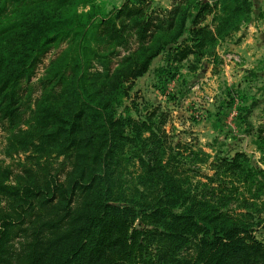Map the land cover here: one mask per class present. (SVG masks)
Listing matches in <instances>:
<instances>
[{
	"label": "trees",
	"instance_id": "trees-1",
	"mask_svg": "<svg viewBox=\"0 0 264 264\" xmlns=\"http://www.w3.org/2000/svg\"><path fill=\"white\" fill-rule=\"evenodd\" d=\"M149 1L105 10L98 0H0V121L22 123L25 106L16 151L69 159L63 179L48 164L25 182L0 178V264H264L245 219L207 198L224 197L218 174L244 166V154L210 162L208 182L186 187L179 171L198 154L179 160L169 146L164 158L166 118L156 108L116 117L113 106L156 56L172 66L210 55L250 1L173 0L168 10ZM32 4L20 25L11 21Z\"/></svg>",
	"mask_w": 264,
	"mask_h": 264
},
{
	"label": "rangeland",
	"instance_id": "rangeland-1",
	"mask_svg": "<svg viewBox=\"0 0 264 264\" xmlns=\"http://www.w3.org/2000/svg\"><path fill=\"white\" fill-rule=\"evenodd\" d=\"M98 1L104 3L105 10L124 2ZM249 1L251 7L246 20H236L235 29L207 49L212 52L210 55L205 54L198 60L189 56L172 66L167 64L165 54L156 56L148 70L129 84L127 96L116 100L113 106L116 117L143 118L156 108L157 117L166 118L163 126L167 135L164 158L169 146L178 153L179 160H184L190 153L198 154L191 158L193 164L187 165L190 166L189 172L182 167L183 171H179L185 178L186 187L188 184L199 190L201 183L208 182L205 176H212L214 172L210 162L244 154L246 161L239 158L244 166L235 172L218 174L223 185L227 186L224 197L207 193V198L220 203L224 201L222 210L234 218H244L255 238L264 242V0ZM149 2L154 9L168 10L173 0ZM36 8V4L22 11L16 8L10 14L11 21L20 25L23 14ZM208 22L210 17L206 20ZM64 47L65 44H61L50 49L36 69L32 84L42 77L50 59ZM125 54L122 51L114 59V68ZM37 94L34 93L32 98ZM22 110V123L13 127L5 120L0 121V178L10 172L6 182H25L37 174L39 166L48 164L51 171L63 179L69 172V159L54 155L45 158L30 151H16V146L11 144L14 132L27 126L24 122L29 118V109L24 106ZM4 206L5 200L0 197V207Z\"/></svg>",
	"mask_w": 264,
	"mask_h": 264
}]
</instances>
